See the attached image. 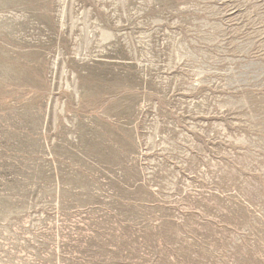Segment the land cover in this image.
I'll return each mask as SVG.
<instances>
[{
    "label": "rangeland",
    "instance_id": "rangeland-1",
    "mask_svg": "<svg viewBox=\"0 0 264 264\" xmlns=\"http://www.w3.org/2000/svg\"><path fill=\"white\" fill-rule=\"evenodd\" d=\"M0 264H264V0H0Z\"/></svg>",
    "mask_w": 264,
    "mask_h": 264
}]
</instances>
